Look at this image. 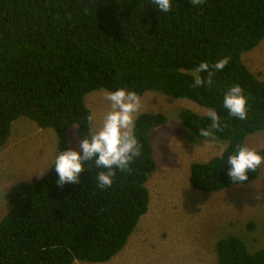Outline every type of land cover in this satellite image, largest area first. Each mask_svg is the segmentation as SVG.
<instances>
[{
	"label": "trees",
	"instance_id": "16d2710c",
	"mask_svg": "<svg viewBox=\"0 0 264 264\" xmlns=\"http://www.w3.org/2000/svg\"><path fill=\"white\" fill-rule=\"evenodd\" d=\"M263 40L264 0H174L169 13L151 0H0V151L20 117L54 129L58 150H66L72 126L80 140L88 131L79 122L90 112L87 94L127 86L141 96L157 91L215 108L221 127L207 138L198 133L211 124L206 115L179 113L196 137L228 143L221 156L192 164L190 184L204 193L247 185L261 167L234 183L227 158L264 131V81L243 61ZM225 57L229 63L210 87L191 86L201 61ZM233 84L248 97L247 120L222 108ZM167 121L160 113L139 115L142 153L130 171L116 172L110 188L100 189L98 170L87 165L78 183L59 185L55 166L39 180L17 183L5 195L12 207L0 219V264L106 263L117 256L149 211L147 183L156 168L150 135ZM216 252L217 264H264V249L251 253L235 236L219 240Z\"/></svg>",
	"mask_w": 264,
	"mask_h": 264
},
{
	"label": "rangeland",
	"instance_id": "374dc122",
	"mask_svg": "<svg viewBox=\"0 0 264 264\" xmlns=\"http://www.w3.org/2000/svg\"><path fill=\"white\" fill-rule=\"evenodd\" d=\"M243 61L264 81V40L244 53ZM106 92L92 91L85 98L89 110L96 114L97 125L109 110ZM141 97L142 113H160L168 118L150 135L156 168L147 183L149 211L111 261L74 264H217L216 244L228 236L240 238L251 253L264 249V166L259 178L247 185L231 186L218 193L194 189L190 184L192 164L221 156L228 143L196 137L183 126L179 113L190 110L206 115L208 108L157 91ZM68 134L71 147L78 149V125ZM245 144L263 150L264 131L250 135ZM57 151L54 129L40 128L27 117L13 122L11 135L0 151V219L12 207L5 195L21 181L48 175Z\"/></svg>",
	"mask_w": 264,
	"mask_h": 264
},
{
	"label": "clouds",
	"instance_id": "9594fccd",
	"mask_svg": "<svg viewBox=\"0 0 264 264\" xmlns=\"http://www.w3.org/2000/svg\"><path fill=\"white\" fill-rule=\"evenodd\" d=\"M151 4L160 13H169L174 0H151ZM228 63L227 57L211 65L207 61H201L195 70L191 86L201 87L206 84L210 87L214 72L222 71ZM203 73H208L207 79L201 75ZM105 99L109 103V110L98 125L96 114L92 111L87 114L85 120L79 121L88 129L87 133L83 134L79 148H72L71 141H68L66 150L57 151L51 166H55L59 185L78 183L87 165L92 171L93 167L98 170L94 177L96 185L100 189L110 188L116 172L130 171L131 165L141 155L142 144L136 131L138 117L144 107L141 95L124 86L106 92ZM222 108L228 115L241 121L248 119L250 105L240 84L226 88ZM206 117L211 121L210 126L198 130L199 136L205 138L213 135V129L221 127L222 119L215 108L208 109ZM227 164L229 178L234 183L243 184L248 180L250 172L264 166V154L242 142L229 153Z\"/></svg>",
	"mask_w": 264,
	"mask_h": 264
}]
</instances>
